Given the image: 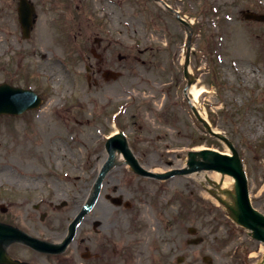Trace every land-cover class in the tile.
I'll use <instances>...</instances> for the list:
<instances>
[{
  "label": "rangeland",
  "instance_id": "obj_1",
  "mask_svg": "<svg viewBox=\"0 0 264 264\" xmlns=\"http://www.w3.org/2000/svg\"><path fill=\"white\" fill-rule=\"evenodd\" d=\"M5 1L0 84L29 88L43 103L21 116H0L1 224L39 240H59L86 204L106 137L115 132L149 169L179 168L189 151L229 152L193 116L182 93L186 34L152 0H31L37 19L27 40L17 2L8 10ZM163 1L193 29L189 72L192 86L204 90L198 109L237 150L251 205L264 214V23L242 15L264 14V0ZM95 37L102 41L97 51L110 60L104 69L119 77H96L100 87L91 90L85 68ZM165 83L167 98L157 93ZM185 176L144 183L116 167L103 191L118 189L130 207L100 199L77 230L87 244L77 239L52 256L11 242L6 254L20 264H200L204 256L215 264H262L264 246L214 202L208 192L215 187ZM63 201L67 205L57 209ZM189 227L197 229L201 244H187ZM77 244L92 256L86 263L76 257Z\"/></svg>",
  "mask_w": 264,
  "mask_h": 264
},
{
  "label": "water",
  "instance_id": "obj_2",
  "mask_svg": "<svg viewBox=\"0 0 264 264\" xmlns=\"http://www.w3.org/2000/svg\"><path fill=\"white\" fill-rule=\"evenodd\" d=\"M159 1V0H156ZM168 10L175 15V17L181 22V24L185 27L187 32V42H186V53L184 59V76L188 80L187 86L184 90V94L186 95V90L192 83V77L188 73L187 67L189 64V50H190V39H191V28L190 26L179 17V15L168 8ZM19 23L21 25L23 38H29L30 31L35 22L34 17V8L27 0H20L19 8ZM245 18L248 20H256L264 22V15H256L254 13H246ZM41 103V99L35 95L31 90H22L20 88H14L7 84L0 85V115H20L26 110H32L39 107ZM191 109L198 119V121L202 124L206 132L222 141L231 151L232 156L223 155L214 150L204 149L200 151H190L187 153V168L174 169L166 174L158 175L153 174L150 171H147L141 168L135 159L133 158L129 149H127V145L125 140L121 135H116L108 140L106 144V150L108 153V157L105 163L102 165L97 180L93 187V194L89 199L86 206H84L83 211L74 219V221L69 226L68 237L61 245L50 244L46 242L39 241L35 238L29 237L23 232L0 224V264H15L10 261L5 255V251L3 245L7 242L11 241H20L23 242L30 247L49 253H58L61 252L66 245L70 242V240L74 236L75 227L78 221L82 218L84 213L95 203L99 190L101 187V182L105 175L110 171L114 164V150H119L124 158L129 162V164L133 167V169L145 176L156 177V178H169L175 175H184L190 174L194 172L201 171H215L220 173L221 175H228L233 178V193L230 195L231 204L223 201L218 198V201L225 206L227 209L229 217L239 226H242L250 233V236L264 243V215L257 212L253 209L249 202L248 190H247V181L243 171V167L239 158L237 151L233 148L232 144L229 140L213 131L210 125L205 121L197 112V110L191 105ZM110 202L116 206H119L122 202L121 198H110ZM188 233L191 235L196 234V230L194 228H189ZM202 242V238H195L188 241V244L198 245ZM182 258H178L177 262H181ZM202 261L204 264H213L209 257H203Z\"/></svg>",
  "mask_w": 264,
  "mask_h": 264
},
{
  "label": "flooded vegetation",
  "instance_id": "obj_3",
  "mask_svg": "<svg viewBox=\"0 0 264 264\" xmlns=\"http://www.w3.org/2000/svg\"><path fill=\"white\" fill-rule=\"evenodd\" d=\"M17 2V6H18V1L17 0H6L5 1V3H4V8L3 9H5V8H8V10L11 8V5L13 4V3H16ZM82 36V35H81ZM75 37V36H74ZM80 37V36H79ZM77 38V37H76ZM80 38H82V37H80ZM101 43H102V41H101V39L99 38V37H95L94 38V44H95V49H93L92 48V50H91V54H92V61L91 62H89L88 63V65H87V75H88V87L92 90V88L93 87H100V84H99V81H98V79L96 78V77H102V78H104L103 77V73L105 72V70H108L107 68L106 69H104V65H106V63L108 62V60H109V58L107 59L106 57H105V54L103 53V52H99V51H97V48L98 49H100V45H101ZM90 59V58H89ZM91 60V59H90ZM110 61V60H109ZM105 80V79H104ZM164 86H168V85H166V83L164 84V85H162V84H158V86H157V93L159 94V95H163V96H165L166 98H167V96H168V94H167V96H166V94L165 93H167L168 92V90L166 91L165 89H164ZM154 97H156V95H153ZM165 98V99H166ZM11 171H13V172H19V170H17V169H14V170H11ZM129 172L136 178V180L137 181H139V182H142V180H144L143 182L144 183H146L147 181H145L146 179H148V178H145V177H143V176H139V175H137V174H135V173H132L130 170H129ZM18 176L19 177H21V174H18ZM148 180H153V179H148ZM117 182H120V180L119 181H117ZM117 190L118 189H115L114 190V192H113V190H112V192L113 193H115V194H117ZM106 194H111V193H109V192H104V195H106ZM121 208V207H120ZM77 239L78 240H80V243H86L87 244V240L85 239V238H79L78 237V234H76L75 235V238L73 239V241L70 243V245L72 244V243H74V244H76V243H78V241H77ZM89 240V239H88ZM70 245L67 247V249L64 251V252H66L67 250H68V248L70 247ZM76 247H78V244L76 245ZM63 252V253H64ZM62 253V254H63ZM75 253H76V257H77V259L78 260H80V261H86L87 262V260H90V258L92 257L90 254H89V251L88 250H84V251H79V247L76 249V251H75ZM93 254H95V253H93ZM61 255V254H60ZM54 256H58V255H54ZM97 257V253H96V255L94 256V258H96ZM74 260V258H72V257H70L69 258V260L67 261V262H72ZM85 262V263H86Z\"/></svg>",
  "mask_w": 264,
  "mask_h": 264
},
{
  "label": "bare ground",
  "instance_id": "obj_4",
  "mask_svg": "<svg viewBox=\"0 0 264 264\" xmlns=\"http://www.w3.org/2000/svg\"><path fill=\"white\" fill-rule=\"evenodd\" d=\"M92 4L95 6V3L93 1H92ZM41 41H42V39H41ZM1 43H2V40L0 38V49H1ZM203 91H204L203 89H196L194 86H191L190 92H189L191 103L199 111V113L201 114L202 117H204V115L198 109V102H199L200 95L203 93ZM215 132H217V131H215ZM221 153L223 155H230V153L228 151L227 152H221ZM115 162L119 166L123 165V157L119 152H115ZM182 166H184L183 163H181L180 167H182ZM168 169H171V168L170 167H163L160 169H152V173L158 174V175L166 174V173H168V171H167ZM185 177L190 178V179L199 180L202 183L205 180L208 185L217 186L218 192L216 193L215 197L217 198L219 196L223 201L229 202V203L231 202L230 195L233 193V179L232 178H230L226 175H221L219 173H215V172L202 174L200 177H196L194 174H189L188 176H185ZM149 178H152V177H149ZM213 196L214 195H212L211 197L213 198ZM213 199H214V202H216L215 198H213ZM153 231H155V229H153ZM145 233L148 234V233H150V231L147 230ZM261 249H262V252H264V247H262ZM114 254H116V252Z\"/></svg>",
  "mask_w": 264,
  "mask_h": 264
}]
</instances>
